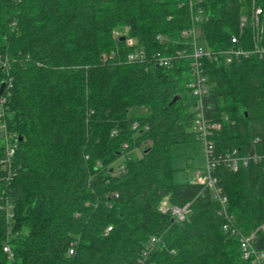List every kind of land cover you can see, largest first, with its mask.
<instances>
[{
	"label": "trees",
	"instance_id": "obj_1",
	"mask_svg": "<svg viewBox=\"0 0 264 264\" xmlns=\"http://www.w3.org/2000/svg\"><path fill=\"white\" fill-rule=\"evenodd\" d=\"M193 1L0 0V101L17 136L11 165L0 145V264H250L212 191L173 179V146L200 137L191 58L152 56L192 52L193 12L199 47H228L264 0ZM123 35L143 61H127ZM200 62L218 184L264 249V56ZM235 149L259 158L233 170L222 158ZM165 201L189 203L185 219Z\"/></svg>",
	"mask_w": 264,
	"mask_h": 264
},
{
	"label": "built area",
	"instance_id": "obj_2",
	"mask_svg": "<svg viewBox=\"0 0 264 264\" xmlns=\"http://www.w3.org/2000/svg\"><path fill=\"white\" fill-rule=\"evenodd\" d=\"M194 1L190 0V7L193 8ZM201 10H199L200 12ZM200 13L192 14V25L191 27L183 30L185 36H190L192 43V52L187 53L184 50H176L173 54H164L162 52H156L153 54L152 59L159 65L169 66L174 62V59H181L184 57L191 58L190 67L192 68V81L190 86L193 88V92L199 98V103L196 106L195 121L197 129L200 132V137L204 141L206 164L201 172L198 171L196 182L208 187L213 195L219 200L221 205L220 213L225 218L223 224L224 230H231L233 233L239 236V245L241 253L250 264H264V249H260L255 245L254 234L245 235L243 234L234 224V216L229 212L228 197L222 193L221 188L218 184L215 170L217 167V158L214 154L215 145L210 138L212 129L217 128L219 123L217 121H209L206 117L205 110L203 107V98L208 97L207 89L204 85V75L200 58L203 55H209L213 58L218 59L221 57L222 62L231 63L234 60L241 58H247L249 56H264V28H263V15L264 8L262 6H255L250 15H243L240 19L241 32L239 35L231 36V45L226 48L218 50L204 51L198 45V38L200 30L198 29V22L200 21ZM250 26L251 38L250 45H246L244 35L242 34L246 25ZM243 36V38H242ZM159 37V36H158ZM125 43L131 51L127 54V61L138 62L143 61L147 56L144 48H137V40L133 37H127ZM107 55H103V59H106ZM5 97L1 98L0 101V132L4 140V146L6 150V162L11 165L12 158L15 155L17 149V136L14 133L9 132L5 121ZM137 126V123H135ZM259 156L254 153L250 155L241 154L235 149L232 153L226 154L222 160L233 170H237L240 167L248 166L251 160L257 161ZM10 175H8V178ZM162 212H171L176 220H184L187 216L190 205L187 203L184 206L169 205L166 201L160 206ZM4 250L11 254V250L8 244L4 246Z\"/></svg>",
	"mask_w": 264,
	"mask_h": 264
},
{
	"label": "rangeland",
	"instance_id": "obj_3",
	"mask_svg": "<svg viewBox=\"0 0 264 264\" xmlns=\"http://www.w3.org/2000/svg\"><path fill=\"white\" fill-rule=\"evenodd\" d=\"M120 32L121 28L116 27L113 30V36ZM135 40L139 41V38L136 37ZM258 82L259 80L254 79V82L250 83L258 86ZM2 144H4V140L0 135V145ZM205 164V147L201 137L198 136L187 143L173 146L172 165L175 169L173 179L176 183L195 182L198 171L201 172Z\"/></svg>",
	"mask_w": 264,
	"mask_h": 264
},
{
	"label": "water",
	"instance_id": "obj_4",
	"mask_svg": "<svg viewBox=\"0 0 264 264\" xmlns=\"http://www.w3.org/2000/svg\"><path fill=\"white\" fill-rule=\"evenodd\" d=\"M125 38H126V36H124V35L121 36V39H122V40H124ZM4 86H5V82L3 81V82L0 84V93L2 92ZM177 98H178V96H175V97L173 98V101H175Z\"/></svg>",
	"mask_w": 264,
	"mask_h": 264
}]
</instances>
